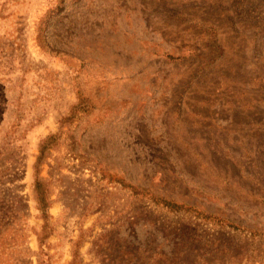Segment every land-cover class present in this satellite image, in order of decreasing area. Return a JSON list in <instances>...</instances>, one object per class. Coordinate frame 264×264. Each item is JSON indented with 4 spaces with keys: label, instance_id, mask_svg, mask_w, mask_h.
I'll list each match as a JSON object with an SVG mask.
<instances>
[{
    "label": "rangeland",
    "instance_id": "rangeland-1",
    "mask_svg": "<svg viewBox=\"0 0 264 264\" xmlns=\"http://www.w3.org/2000/svg\"><path fill=\"white\" fill-rule=\"evenodd\" d=\"M0 264H264V0H0Z\"/></svg>",
    "mask_w": 264,
    "mask_h": 264
},
{
    "label": "trees",
    "instance_id": "trees-1",
    "mask_svg": "<svg viewBox=\"0 0 264 264\" xmlns=\"http://www.w3.org/2000/svg\"><path fill=\"white\" fill-rule=\"evenodd\" d=\"M43 186V183L39 180H36V185H35V192H36V200L38 201V204L43 206L41 208L42 211H46L47 209V197H46V192L42 191L41 187Z\"/></svg>",
    "mask_w": 264,
    "mask_h": 264
}]
</instances>
